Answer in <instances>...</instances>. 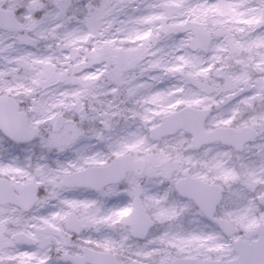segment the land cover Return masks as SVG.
<instances>
[{
	"label": "snow or ice",
	"instance_id": "snow-or-ice-1",
	"mask_svg": "<svg viewBox=\"0 0 264 264\" xmlns=\"http://www.w3.org/2000/svg\"><path fill=\"white\" fill-rule=\"evenodd\" d=\"M0 264H264V0H0Z\"/></svg>",
	"mask_w": 264,
	"mask_h": 264
}]
</instances>
